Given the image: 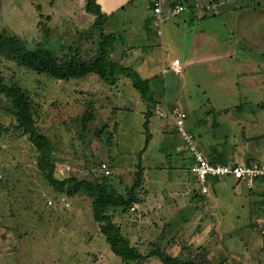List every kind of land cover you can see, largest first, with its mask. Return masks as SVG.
<instances>
[{"label":"rangeland","instance_id":"374dc122","mask_svg":"<svg viewBox=\"0 0 264 264\" xmlns=\"http://www.w3.org/2000/svg\"><path fill=\"white\" fill-rule=\"evenodd\" d=\"M55 1L58 0H0V30L4 28L18 35L28 47L43 44L60 55L70 47H79L82 52L94 55L99 41L97 28L86 24L85 29L79 30L81 28L70 19L71 12L63 8L69 0H59L63 4H54ZM127 9L124 6L123 11L120 9L103 25L105 33L111 29L121 34L114 44L113 56L128 45V34L139 21L130 19ZM139 14L134 17L139 18ZM0 75L5 82L17 83L30 92L37 107L36 125L55 144L54 153L62 172L59 175L73 173L89 177L91 172H97L109 176L118 184L117 191H123V184L118 183L120 178L127 182L134 169L129 170L131 165L137 163L139 157H146L142 155L144 151L147 155L158 148L150 141L144 150L146 128L143 122L148 105L125 77L115 86L95 74L58 81L1 56ZM194 87L186 86L191 93L189 102L195 107L202 103L196 93H202ZM9 108V101L0 94V264H121L93 220L89 199L83 194L72 197L61 194L55 198L54 188L49 186L48 189L46 182L35 173V148L15 130L16 121ZM99 157L110 162L108 174L102 169L104 162ZM167 171L148 184L149 197H144L151 208L134 205L128 211L112 212L113 221L120 225L132 244L138 245L144 253L164 244L163 251L193 260V253L199 249L176 250L169 243L170 236L188 246H196L197 241L206 246L212 240H218L220 245L232 240L235 248L223 247L221 251L225 256L220 257L221 260L227 253L243 264H254L259 255L264 257V233L242 225L248 205L244 185L236 184L233 192L207 190L201 195L208 192V204L203 199L193 202L191 213L181 223L173 204L178 172ZM194 192L190 188L191 199ZM161 203L162 207H154ZM183 208H187L183 211L190 209L186 204ZM212 222L217 225L216 235L210 226ZM237 222L241 225H235ZM200 250L198 254H206L211 248ZM211 260L212 257L199 264H210ZM145 264L162 263L152 257Z\"/></svg>","mask_w":264,"mask_h":264},{"label":"crops","instance_id":"0c3cea01","mask_svg":"<svg viewBox=\"0 0 264 264\" xmlns=\"http://www.w3.org/2000/svg\"><path fill=\"white\" fill-rule=\"evenodd\" d=\"M96 1L101 11L108 15V20L113 19L120 9L123 11L124 6L128 8L130 19L139 20V25L136 24L134 30L131 28L128 34V45L122 46L114 56L116 50L113 46L110 58L130 65L142 79L148 80L152 102L156 105L154 117L150 116L148 121L145 117L148 108L144 112L146 135L150 134L149 140L145 139L144 150L150 141L158 148L147 155L144 151L142 155L146 157H139V161L129 169L137 164L143 167L146 198L149 197L148 184L151 179L164 176L167 170L178 172L173 204L177 208L175 215L179 214V222L182 223L184 217L191 213L193 202L203 199L208 204L206 195L211 189H229L233 192L236 184L244 185L248 205L242 225L264 233V179L248 183L231 176L212 178L207 194L201 195L196 176L191 171V155L171 119L158 114V111H167L176 106L185 111L186 130L193 134L197 148L211 162L264 163V0H190L188 4L181 3L185 9L173 16L168 15L167 10L181 0H165L162 22L158 21L152 10L153 0ZM54 4L63 3L58 0ZM84 4L85 0H69V4L63 6L65 11L71 12L70 19L81 28L79 30L95 22V15L85 11ZM138 14L139 18L134 17ZM109 30V33L121 37L120 33ZM174 59L180 60V72L172 69ZM209 80H212V84ZM190 84L202 93H196L202 103L195 107L189 102L191 93L186 86ZM99 158L107 163V169L111 167L108 160ZM190 188L195 190L192 199L188 195ZM162 197L166 202L167 199ZM146 198L135 207L151 208ZM185 204L190 208L188 211H183L187 209L183 208ZM159 206L162 207V203L154 205L157 209ZM235 225L241 224L237 222ZM210 226L216 235L217 225L212 222ZM170 237L169 243L176 250L198 248L197 253L192 255L197 263L208 262L212 257L210 264H243L242 260H233L228 253L227 257L220 259L225 256L221 251L223 247L235 248L232 240L227 241L229 244L221 245L218 240H212L206 246V243L197 241L196 246H188V243L181 245L175 241L176 237ZM164 247L162 244L161 248ZM202 247H210L211 251L198 254ZM254 264H264V257L257 256Z\"/></svg>","mask_w":264,"mask_h":264},{"label":"trees","instance_id":"16d2710c","mask_svg":"<svg viewBox=\"0 0 264 264\" xmlns=\"http://www.w3.org/2000/svg\"><path fill=\"white\" fill-rule=\"evenodd\" d=\"M189 1L181 0L179 4H188ZM84 10L95 15L93 28L98 30L99 41L94 55L82 52L83 50L79 47H70L61 55L43 44L28 47L22 38L3 28L0 30V56L58 81L95 74L100 80L115 86L121 77H125L130 80L140 97L148 103V109L145 112L148 121V118L154 115L156 107L152 102L153 97L148 80L142 79L130 65L111 60L110 52L119 35L105 33L103 25L108 15L101 11L97 1L85 0ZM0 94L10 103L9 112L15 118V130L21 136H25L29 145L35 148V173L40 175L43 182H46L48 189L49 186L54 188L55 198L61 194L69 197L83 194L89 199L93 220L112 253L119 257L121 264H145L152 257L158 258L162 264H199L193 260L171 255L163 251L160 246L144 253L138 245L132 244L128 236L123 234L120 225L113 221V211L117 209L128 211L135 204L141 203L144 195L147 194L144 170L140 164L132 170V176L127 182L120 178L118 183L123 184V191H117V183L111 181L109 176L107 178L97 172H91L89 177H79L73 173L59 175L62 172L59 169V160L54 153L55 144L36 125L37 107L30 92L17 83L5 82L0 75ZM149 135H146V141L149 140Z\"/></svg>","mask_w":264,"mask_h":264},{"label":"built area","instance_id":"2783aa9c","mask_svg":"<svg viewBox=\"0 0 264 264\" xmlns=\"http://www.w3.org/2000/svg\"><path fill=\"white\" fill-rule=\"evenodd\" d=\"M165 0H153L152 10L159 22L163 21V6ZM185 9L184 5L175 3L168 8L167 14L170 16L176 15ZM172 69L175 72L182 70V65L179 59H174ZM159 116L168 117L174 124L175 130L183 140L185 147L193 159L191 171L195 174L199 184V193L204 194L208 190L209 180L212 178H220L231 176L237 180H244L251 183L254 180L264 178V163L251 161L245 163L220 164L211 162L197 148L193 134L186 130L184 126L186 112L179 107H174L167 111H158ZM102 169L109 170L105 163L101 164Z\"/></svg>","mask_w":264,"mask_h":264}]
</instances>
